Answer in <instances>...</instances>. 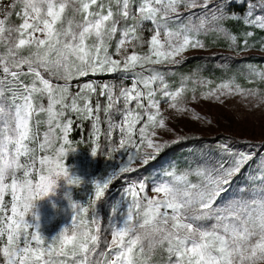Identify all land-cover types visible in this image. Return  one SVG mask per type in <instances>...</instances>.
Instances as JSON below:
<instances>
[{
	"label": "snow or ice",
	"instance_id": "obj_1",
	"mask_svg": "<svg viewBox=\"0 0 264 264\" xmlns=\"http://www.w3.org/2000/svg\"><path fill=\"white\" fill-rule=\"evenodd\" d=\"M9 7L18 8L21 23H9L11 11L0 18L3 264H264V138L251 143L220 137L214 148L205 149L188 143L199 136L178 135L169 141L157 132L166 124L162 101L177 113L191 112L190 102L215 99L223 104L221 97L234 95L256 101V108L264 106V88L243 87L237 73L215 87H209L211 79L185 76L173 88L167 79L186 53L206 49L209 34L226 36L234 51H250L256 43H249L253 29L264 31V0H15ZM230 24L249 31L233 33ZM241 64L239 74L248 83H264V67ZM117 73L119 84L95 79L80 83ZM74 87L79 91H70ZM198 87L206 90L197 95ZM98 90L106 97L103 135L109 159L119 153L122 160L107 176L91 181L87 204L68 194L72 225L49 241L27 217L39 220L35 202L60 180L71 186L86 183L64 163L73 123L64 117L69 111L90 119V134L99 141L101 104L98 97L92 103ZM195 119H201L199 114ZM42 124L47 130L41 139ZM57 141H62L58 148ZM34 143L40 152L53 154L37 157V147H30ZM181 143L189 149L185 168L174 162L170 170L161 165L150 186L148 177L126 180L102 228L97 205L113 181ZM240 143L247 147H236ZM99 147L92 148L93 157ZM33 172L38 174L35 181ZM241 176L243 183L237 180ZM9 192L10 213L4 205Z\"/></svg>",
	"mask_w": 264,
	"mask_h": 264
},
{
	"label": "rangeland",
	"instance_id": "obj_2",
	"mask_svg": "<svg viewBox=\"0 0 264 264\" xmlns=\"http://www.w3.org/2000/svg\"><path fill=\"white\" fill-rule=\"evenodd\" d=\"M13 3H15V0H0V18H3L4 12L11 11L13 12V15L9 17V23L18 25L19 23H21L20 19L15 15V12L18 10V8L12 9L9 7ZM240 32L245 31L241 30L239 31V33ZM222 37L225 42H227L228 44L230 43L228 38L223 35L217 36L216 34H213L211 37V34H209L207 37H204L205 43L207 44L206 49L196 51L190 50L188 53L185 54L184 63L196 58H211L213 62H215L216 66H222L223 60H220L219 58L221 55L225 58L235 56L237 57L236 60L251 56H260L264 58V47H262V44H264V40H262V38H264V35L257 36V33H254V35L249 38V43L251 44L253 41H255V46L247 52L234 51L233 48L230 46L219 47L218 45L221 43ZM230 61L231 60H227L225 62H227L228 64ZM179 66L180 65L171 67V71L169 72V74H172V71ZM259 67H264V65H261ZM240 68L241 67L238 66L231 68L232 73H227V76H218V81H216L212 77L208 78L213 81V83L209 85V87H215L218 83L222 82V80L231 77L233 73H237V82L240 83L243 87L248 88L255 86L264 88V83H258L255 85L248 83L245 80L244 76L242 74H239ZM203 74L204 73L202 72V68H199L193 70V72H190L185 76H192L193 78L201 79L207 78ZM107 75H114V77L108 79H98L97 77H92L84 82H88L89 80L95 79L97 83H120L121 74L118 73ZM185 76H182L180 78V81ZM168 82L173 88L179 85L178 82H172L170 80H168ZM124 83L125 85L130 86L131 81L130 79L125 80ZM189 87H191V84L189 85ZM204 90L206 89L198 87L197 95H199V93ZM187 95L190 98L191 93L189 92ZM93 98H95V94H93L92 99ZM221 99L225 101L223 104H221L215 99H212L210 101H205L201 99V102L199 103L190 102L187 107L191 108L192 111L188 113H177L176 110L170 108L169 104L164 103L162 101L161 110L162 115L165 118L166 124L165 129H157L160 138L171 141L173 139H176L178 135H186L189 137L199 136L203 140H212L217 138L218 136L223 135L232 137V139L236 140H247L251 143H259L262 138H264V106L256 108V101L250 98L245 99L243 96L240 95L221 97ZM196 114H199V116L201 117L200 120L195 119ZM177 116H179L180 118H176ZM116 119L118 120L119 117H116ZM209 120L211 121V125L207 123V121ZM169 127L172 128L174 131L171 133L168 132L166 129ZM40 131L42 139L43 132L41 129ZM57 132L59 133V130H57ZM117 139L118 137L116 133H114L113 140L116 141ZM60 143H62V141H57L56 148L59 147ZM30 147H37L36 154H42V152L38 150V146L35 143L30 145ZM66 147L69 150V154L68 157L64 160L65 165L69 167L72 174L82 177L86 181V183L81 186H71L68 185L65 180H60L58 182L59 186L55 190V194H49L47 197L37 201L38 205L36 215H38L39 220L37 221L35 218L34 225L37 223L39 224L40 231L45 237H47L49 241H51L56 235H58L62 229H64L65 227H71L72 225L74 213L68 199V194L71 193L72 199L74 201L80 202L81 204H87L88 197L92 193V191H90L89 189V186L92 185L91 181L95 178H102L107 176L112 170L116 169L119 166V163L122 160V157L119 153H113L112 156L114 157V159H109V154L107 151L108 142L106 140V143L103 148L105 155L104 170L96 172L94 169L93 156H87L82 154L81 149L79 147H72L71 145H67ZM72 149H75V151H72ZM169 149L162 153L156 161L151 162L148 166L142 167L137 171L141 172L144 168H151L152 173L148 176L149 186L151 185V177L154 174V170L161 169V165H164L166 168L167 165L163 164V160L160 158ZM53 151L54 150L45 151V155H52ZM23 160L24 157L21 158L22 163ZM37 167H39L38 161ZM134 173L121 174L119 177H117L109 186V189L106 190L107 195L105 196H108L107 201H103L106 198L104 197L100 202H98L97 206L101 211L102 228L106 227L107 218L110 215L111 205L115 200L120 198V191L126 186L125 181L129 180L128 178L124 177L130 176ZM143 177L145 176L139 173L135 176V178H137L135 180H140ZM32 178L35 181L38 178V174L36 172H33ZM7 182L10 183V179ZM149 195L155 196L156 194L149 192ZM4 205L9 211L11 201L4 202ZM89 213L91 214V209ZM0 244H2V241H0ZM0 264H3L2 257H0Z\"/></svg>",
	"mask_w": 264,
	"mask_h": 264
},
{
	"label": "trees",
	"instance_id": "obj_3",
	"mask_svg": "<svg viewBox=\"0 0 264 264\" xmlns=\"http://www.w3.org/2000/svg\"><path fill=\"white\" fill-rule=\"evenodd\" d=\"M238 11H243V9H238ZM229 27L232 29L233 33H239V31L243 30L245 32L249 31L248 28H246L245 26H243L242 24H230ZM254 33H257V36H261L264 35V31H259V30H255L253 29ZM213 34H211L212 37ZM225 38V37H224ZM221 43L218 45L219 47H228V43L224 41L223 37L221 38ZM240 39H238V45L240 44ZM248 61V62H252L255 65H264V58L260 57V56H251V57H247V58H241L238 60H231L227 65L228 67L225 68L223 67V65L227 62H225L223 60V64L222 66H216L215 62H213V60L211 58H207V59H192L188 62L183 63L182 65H180L179 67L175 68L172 71V74H168L167 79L170 81H174V82H178L180 81V78L182 76H185L186 74L193 72V70L195 69H199L202 68V72L204 73L203 75L206 76L207 78H214L216 81H218V76H227V73H232L231 68L234 67H243V65L241 64V61ZM118 74V73H117ZM98 79H108V78H112L114 77V75H98L96 76ZM92 77H88V78H82L80 83L86 81L87 79H90ZM76 81H73V84H76ZM70 91L72 92H76L79 91L78 88H72ZM97 97L99 98L100 104H101V112H100V117H101V124H100V128H101V138L99 141H96L95 137L92 136L90 134L91 131V123L92 121L90 119H83L80 115H77L76 113H72L69 111L65 112V117L64 120L66 121L67 119H71L72 120V128L71 131L69 133V139L71 140V146L72 147H79L81 149V153L87 156H92L91 154V150L93 147L96 146L97 143H99L100 147L97 149V156L94 157V169L96 172L98 171H103L104 170V165H105V155H104V145L106 143V139L103 136V133L106 131V117L105 114L103 112V107L106 104V97H102L99 96V90L98 92L95 94V98L92 99V103L93 106L96 103ZM47 103V101H45V104ZM40 119H45V117L42 115L41 117H39ZM41 130L42 132L47 130V126L46 124H42L41 125ZM220 137H229V136H218L215 139L212 140H194V139H190L188 141L189 144H192L194 146H196L197 148L199 146H203L205 149H207L208 147H213L214 148V144L215 141L217 139H219ZM233 141H237L236 139H233ZM236 147L238 148H246L247 145L240 143L237 144ZM188 153H189V149L186 148L184 146V144H177L175 146H172L160 159H162V163L167 165L166 168L168 170H170V167L172 165V163L174 162L176 166H178L179 169H184L186 166V160L190 159V157H188ZM37 157L41 156V155H45V152H42V154H36ZM73 158V157H72ZM26 158H24L23 163L25 162ZM141 173V175L148 177L151 173L152 170L151 168L147 167L144 168L141 172H137L134 173L130 176H125L124 178H128L129 180L131 179H137L135 178V176L137 174ZM18 176L22 175V171L17 173ZM194 179V178H193ZM237 180L239 182H243V176L238 177ZM93 186L90 185L89 189L90 191H92ZM107 195V194H106ZM105 200H103L104 202L107 201L108 196H105ZM11 201V194L10 192L6 194L5 196V200L4 202H10ZM37 201H36V208L33 209V212L36 213L37 212ZM10 213V210H9ZM91 216V214L89 213V217ZM28 221L30 223L34 224L35 221V216H29L27 217ZM31 231V230H30Z\"/></svg>",
	"mask_w": 264,
	"mask_h": 264
},
{
	"label": "clouds",
	"instance_id": "obj_4",
	"mask_svg": "<svg viewBox=\"0 0 264 264\" xmlns=\"http://www.w3.org/2000/svg\"><path fill=\"white\" fill-rule=\"evenodd\" d=\"M58 187V186H57ZM56 187V188H57ZM56 188H54L53 189V191L50 193V194H55V190H56ZM47 197V196H46ZM43 198H45V197H43ZM43 198H41V199H43ZM36 208V202H35V204H34V208L33 209H35ZM36 214V213H35Z\"/></svg>",
	"mask_w": 264,
	"mask_h": 264
}]
</instances>
